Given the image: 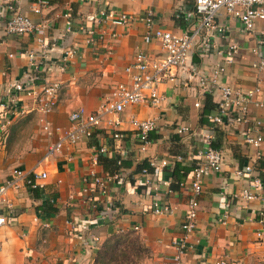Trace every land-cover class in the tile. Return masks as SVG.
I'll list each match as a JSON object with an SVG mask.
<instances>
[{
    "label": "crops",
    "instance_id": "obj_1",
    "mask_svg": "<svg viewBox=\"0 0 264 264\" xmlns=\"http://www.w3.org/2000/svg\"><path fill=\"white\" fill-rule=\"evenodd\" d=\"M194 4L195 0H50V5L38 14L32 10L33 0H0V97L9 95L12 83L25 78L27 51L40 48L35 35L6 33V22L15 11L35 21L48 20L45 40L49 60L44 74L50 81H62L52 112L26 111L23 108L31 107L32 101L22 97L8 113V119L0 115V183L10 178L15 169L48 173L47 179L37 180L38 196L28 185L8 192L10 206L1 208L8 222L0 225V264H112L122 246L115 249L114 259L107 255L101 260L105 245L127 241L133 235L145 248L140 264L171 262L176 252L173 241L183 235L181 225L193 195V170L199 163L206 134H212L214 147L222 152L223 166L219 172H206L198 227L183 262L202 264L224 258L228 264H236L248 255L264 252V243L257 235L264 227L259 222L264 210V161L258 169L263 179L255 171L249 175L237 173L261 161L257 159L258 149L246 143L245 133L260 121L264 138V69L254 67L264 58V20L246 30L238 18L223 10L218 21L227 27L225 33L212 32L209 50L195 43L188 61L190 67L178 71L174 82L159 86V92L165 95L160 105L142 102L114 115L121 119L118 130L122 138L113 137L110 127L103 126L90 140L66 145L46 157L51 144L60 137L55 128L68 127L73 111L92 112L117 85L131 84L126 68L137 53L145 52L151 59L163 56L160 41L145 38L147 11L155 12L157 28L183 34L197 24L198 18L189 14ZM110 8L132 14L133 23L109 25L103 39L96 45L89 43L82 29L97 27V21L90 17H98ZM231 43H237L239 51L226 65L219 83L243 92L258 88L254 99L263 104H250L245 124L212 121L210 116L217 113L222 93L217 85L209 92L208 87L214 84L209 81L204 88L198 80L203 74L209 78L212 69L223 63L218 51L227 50ZM72 46L79 53L70 60L69 69L60 72L63 52ZM208 95L216 107L210 113L206 111ZM133 119L156 120L157 127L150 133L148 143L141 139ZM45 121L52 124L50 131L45 130ZM182 127L187 130L180 134ZM102 146L108 151L99 153ZM259 152L264 158V140ZM121 153L123 161H117V167L115 160L122 157ZM145 163L147 173L139 168ZM177 164L189 171L180 170L177 176ZM92 172L110 177L107 194L92 182ZM255 177L261 183L258 188L252 186ZM250 188L261 197L244 200L241 193ZM46 200L52 202L54 211L44 209ZM156 203L169 207V211L155 213ZM227 211V222L223 224L220 218ZM116 235L121 236L115 238Z\"/></svg>",
    "mask_w": 264,
    "mask_h": 264
},
{
    "label": "built area",
    "instance_id": "obj_2",
    "mask_svg": "<svg viewBox=\"0 0 264 264\" xmlns=\"http://www.w3.org/2000/svg\"><path fill=\"white\" fill-rule=\"evenodd\" d=\"M50 5V0H33L32 10L41 14ZM10 9H13L10 7ZM226 11L229 15L238 18L246 30H252L255 23L264 20V0H195L194 10L189 13L191 17L198 18L197 24L190 31L183 34L174 33L170 30H163L156 27L155 12L148 10L145 15L146 39H156L160 41L164 50L163 56L151 59L145 52H139L135 56L134 62L126 68L127 73L131 76V84L120 83L114 88L92 112L85 109H78L70 114V125L66 128L56 127V131L60 133L58 140L51 144L46 157H49L63 150L66 145H78L82 141L90 140L96 129L107 126L110 127L111 133L115 138H122V133L118 130L121 119L113 118L114 115L122 113L128 106L149 103L152 106H158L165 100V95L159 92V86L163 83L174 82L178 71H184L189 66V58L195 43H200L206 50L212 46V32L224 34L227 27L218 21V17L222 11ZM3 11H0V15ZM92 21H97V27H85L82 30L88 35V42L96 45L98 41L103 39L106 34V27L111 25L114 27L128 26L133 23L134 16L130 13L116 12L114 9H107L101 12L98 17H90ZM49 22L47 19L39 21L33 20L30 16L15 11L8 19L5 25L7 34L15 35H35L40 45L39 50L27 51L28 68L25 72V78L11 84L9 95L0 97V115H6L13 111V106L18 103L22 97H28L32 101L31 107H24L26 111H38L48 114L54 110L57 105L60 91L62 89V81L59 79L49 80L45 77L46 62L49 60L48 43L45 40ZM103 29V30H101ZM115 36V33L113 34ZM239 46L237 43H231L227 50L218 51L222 56L223 63L216 65L211 76L199 75L198 80L204 88L208 87L209 81L214 85L208 87V91L212 92L213 87L217 85L222 93V98L218 102L217 113L210 116L211 120L216 123H239L245 124L249 121V107L251 103L258 106L263 105L254 99L259 89H252L243 92L233 88L230 85L220 84L219 77L226 71V65L231 63L234 56L238 53ZM79 51L76 46L69 47L64 50L59 65L60 72H66L69 69V62L78 55ZM254 67L264 69V58L254 63ZM132 123L140 132L143 142H149L150 133L156 129L157 122L154 119L138 120L133 119ZM261 122L257 121L254 127H248L245 133V140L248 145L254 149H258L257 159L262 158L259 149L263 143V135L260 132ZM44 128L50 131L52 124L45 121ZM186 128L182 127L178 130L180 134L186 132ZM204 147L199 151V163L193 170L194 178L192 180L193 195L190 198L185 219L181 225L182 236L173 241V247L176 252L171 262L167 264H184L183 256L192 245L190 243L191 236L198 227L197 217L200 209V196L203 190L204 177L208 169L213 172H219L223 166L222 152L213 145L212 134H206L203 137ZM108 148L102 146L98 149L99 153H105ZM118 160L122 164L123 156ZM153 164V163H152ZM166 162H164V165ZM155 165V163H154ZM25 171L15 169L7 180L0 183V225L8 222V217L2 212V206L8 204L7 195L12 189L19 190L23 185L30 188L39 187L38 179H47L46 171ZM147 173V169H143ZM254 166L248 164L244 168L237 171L239 175L252 174ZM90 179L100 187L102 193H108V180L110 177L98 176L92 172ZM259 178H253V187L260 186ZM241 197L246 201H252L261 196L250 189H244ZM263 201H264V197ZM53 202V199H51ZM10 206V205H9ZM153 210L157 214L166 213L169 207L155 204ZM228 211L220 218V222L226 224ZM259 222L264 224V210L260 212ZM139 229V226L135 227ZM257 235L264 243V227L261 228ZM202 264H228L227 260L222 258L214 262H203Z\"/></svg>",
    "mask_w": 264,
    "mask_h": 264
},
{
    "label": "trees",
    "instance_id": "obj_3",
    "mask_svg": "<svg viewBox=\"0 0 264 264\" xmlns=\"http://www.w3.org/2000/svg\"><path fill=\"white\" fill-rule=\"evenodd\" d=\"M211 108L213 110H215V105L212 101V97L208 95L207 97V107H206V111H210ZM212 112V111H210ZM209 112V113H210ZM261 160L260 163H258V166H254V171L257 172L255 173L256 176H258L259 178H262L263 179V176L261 175V173L259 172V167L261 165V163H263L264 161V158H261L259 159ZM118 160H115V164L117 163ZM147 164H141L140 165V170L144 169V166H146ZM117 166V164H116ZM118 167V166H117ZM147 168V167H145ZM184 169V172L186 171H189V169L187 168H183V167H180L179 164L176 165V175L179 176V173L178 171L180 170H183ZM259 169V170H258ZM148 170V169H147ZM32 191L36 192L37 193V196L38 194H40V189L38 187H36L35 189L31 188ZM44 209L45 210H52L54 211L55 208L52 204V202L50 200H46L45 201V204H44ZM121 235H116L115 238H118L120 237ZM122 246V251H121V257L120 259H122V261H130V263H136V260L135 259H132L133 257H136L137 255H139L141 252L142 253H145V248L141 246V243H140V239L138 236H135V237H131L129 238L127 241H121V240H117L116 244L114 245H110V244H107L105 245V247L103 248V250L100 252V258L102 260L103 257H106L107 255H109V257H113L114 259V254H115V249L118 247V246Z\"/></svg>",
    "mask_w": 264,
    "mask_h": 264
},
{
    "label": "rangeland",
    "instance_id": "obj_4",
    "mask_svg": "<svg viewBox=\"0 0 264 264\" xmlns=\"http://www.w3.org/2000/svg\"><path fill=\"white\" fill-rule=\"evenodd\" d=\"M135 236L136 235L130 236V238ZM122 248L123 247H121L120 251H118V256L116 258V261L112 264H133L130 263V261H122V259H120ZM143 254L144 253L141 252L136 257L131 258V260L132 259L136 260V263L134 264H140L141 257L143 256ZM102 264H106V263H102ZM109 264H111V262ZM236 264H264V252H259V253L256 252L251 255H248L246 259H242V261L236 262Z\"/></svg>",
    "mask_w": 264,
    "mask_h": 264
}]
</instances>
